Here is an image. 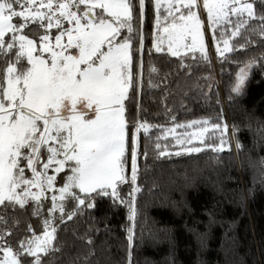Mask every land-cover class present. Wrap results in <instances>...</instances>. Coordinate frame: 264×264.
Instances as JSON below:
<instances>
[{
	"label": "trees",
	"instance_id": "obj_1",
	"mask_svg": "<svg viewBox=\"0 0 264 264\" xmlns=\"http://www.w3.org/2000/svg\"><path fill=\"white\" fill-rule=\"evenodd\" d=\"M252 3L258 16L264 14V0ZM133 4L132 73L140 75L124 102L129 132L125 175L130 179L135 136L136 183L118 186L127 203L97 196L86 200L95 207L80 206L71 220L60 222L56 251L41 253L43 264H264V35L259 20L253 19L234 38L229 26L224 39L236 50L223 56L209 53L210 62H205L198 52L176 57L154 50L161 28L167 26L166 7L159 9L158 31L154 0H145L143 20L138 0ZM41 32L36 25L23 30L31 38ZM249 63L247 79L236 94V75ZM6 67L0 57V74ZM193 121L209 123L177 127ZM141 123L148 131L136 132ZM217 124L220 129L213 128ZM221 139L223 150L214 151ZM193 146L203 150L185 151ZM134 187L139 191L133 193ZM132 208L135 215L129 219ZM21 213L18 206H0L5 221L0 235L13 248L26 229ZM23 259L27 264L35 257Z\"/></svg>",
	"mask_w": 264,
	"mask_h": 264
},
{
	"label": "snow or ice",
	"instance_id": "obj_2",
	"mask_svg": "<svg viewBox=\"0 0 264 264\" xmlns=\"http://www.w3.org/2000/svg\"><path fill=\"white\" fill-rule=\"evenodd\" d=\"M138 3L143 20L145 0H138ZM134 7L133 0H0V57L7 63L0 74V206L23 208L29 203V197L33 202L39 201L45 184L53 188L56 177L45 175L53 164L57 173L66 167L71 172L58 189L59 197L53 195L51 198L49 211L51 214L59 211L61 222L65 216L71 220L80 206L95 207L94 203L86 204V200H94L97 196H109L114 202L127 203L120 197L118 186L134 185L137 180L138 142L135 136L131 139L130 179L125 175L129 132L124 102L129 99V90L136 86L140 75L134 77L132 73ZM161 7V0H155L158 31L162 26ZM201 9L206 10L213 38L223 43V49L219 43L216 48L221 56L236 50L229 39H224L229 35V26L232 28L230 36L234 38L241 34L242 27L258 19L264 35V14L258 16L254 3L249 0H167L163 17L167 22L163 27L166 37L160 40L167 39V50L172 56L179 57L183 48L193 53L199 51V58L210 62L204 22L199 15ZM30 25L42 30L37 39L23 34ZM53 27L57 29L54 36L51 34ZM125 29L127 37L123 34ZM8 33L11 36L6 40ZM65 37L66 43L62 42ZM154 47L157 52L162 51L160 43ZM141 50L142 43L137 51ZM11 57L15 59L8 63ZM251 67L249 63L239 68L232 92L241 93L248 76L246 69ZM208 123L193 121L177 127ZM220 127L213 125L215 129ZM141 128L148 131L147 124L141 123L136 126V132ZM205 131L207 129L200 136ZM223 131H227L226 125ZM200 142L204 143L203 139ZM177 143L184 141L178 139ZM187 143H192L191 138ZM224 143L221 139L220 146L213 150L222 151ZM156 147L160 149L158 143ZM202 150L195 146L185 149L189 154ZM45 151L48 155L41 172L38 166ZM166 154L160 151V155ZM25 168L31 170V179L26 177ZM30 187L40 188L41 193H31ZM73 189H79L83 196ZM138 191V187L133 188V193ZM67 198L77 202L74 212L65 211L63 201ZM58 200L61 203H57ZM40 207L37 203L34 215H39ZM130 211L129 219H133L134 208ZM54 219V215L45 219L43 238L33 233L31 239L19 242L18 250L11 246L0 247L4 253L0 264H26L24 256L35 257L27 264H43L40 254L48 256L56 251L52 244L56 238ZM0 223H5L2 216ZM49 228L51 231H47ZM128 231L131 243L132 229ZM0 240H4L3 235Z\"/></svg>",
	"mask_w": 264,
	"mask_h": 264
},
{
	"label": "rangeland",
	"instance_id": "obj_3",
	"mask_svg": "<svg viewBox=\"0 0 264 264\" xmlns=\"http://www.w3.org/2000/svg\"><path fill=\"white\" fill-rule=\"evenodd\" d=\"M154 2H155V0H154ZM249 2H252V0H249ZM161 4H162V6L167 7V0H161ZM199 15H200V18L204 22L203 31L205 33V41H206V46H207V55L209 53L213 54V52H214L215 55L221 56L217 52L216 48H217V44L219 43V47L221 49H223V43L217 42L215 39H213L212 35H210L211 31H210L209 26H208L206 10L201 9L199 11ZM66 26L71 27L70 25H66ZM125 32H126V29L123 30V34ZM51 34L53 36L55 34H57V29L55 27H53V29H51ZM162 36L166 37V33L163 32V27L161 28L159 38L154 42V45L157 44V43H160L161 47H162V51H166L169 54H171L167 50L168 49L167 39H164L161 42L160 37H162ZM29 38H31V37H29ZM37 38L38 37L31 38V39H37ZM62 42L66 43V37L64 38V40ZM153 48L155 50L154 46H153ZM187 52H190V51H188L186 49H183V48L181 49V54H184V53H187ZM196 52L200 53L199 51H196ZM41 55H47V54L46 53H41ZM25 60H26V57H25ZM47 155H48V153L45 151L43 153L42 158H41V165L38 166V170H40L41 172L44 171L43 168H42V163L46 162ZM22 165H23V162H22ZM55 167H56V165L53 164V166L50 167L45 173V175H51V176H55L56 177L55 181L53 182V188L49 189L47 187V185L45 184L44 188H43V193H42L41 198H40L39 201L33 202V201H31V198L29 197V203H27L25 205V207L21 208V207L18 206L20 208V210L22 211L21 214H22V218H23V221L25 222V227H26L25 232L22 234V238L20 239V241L25 240L26 238L27 239H31L32 236H33V233H35L36 235L41 236L43 238L44 232H45L44 221H45V219L51 218L53 215L55 217V219L53 220V225L55 226V228L61 222V220L59 218L60 217V212L59 211H57L54 214H51L50 211H49L51 209V207H52V199L51 198H52L53 195L59 197L60 193H59L58 189L63 186V184L66 181L67 175H70L71 172L66 167L61 172L57 173L55 171ZM25 175H26V177L31 179L32 178L31 170L28 169V168H25ZM28 190L31 193H41V189L38 188V187H30ZM72 191H75L79 195L83 196L82 193H79V189H73ZM37 203H39L41 205L40 212H39V215H34L33 211L36 208ZM57 203H61V201L58 200ZM63 203L65 205V211L68 212V213L73 212L74 208L77 206V202L75 200L70 199V198H67L65 201H63ZM66 219H67V216H65L64 220H66ZM30 227H31L32 231H29ZM47 231H51V229L49 228V229H47ZM6 241H7L6 238H5V240H0V247L9 246V245L6 244ZM52 244L54 245V240L52 241ZM13 249L18 250L19 249V243H18L17 247L13 248ZM3 256H4V253L2 251H0V259H2Z\"/></svg>",
	"mask_w": 264,
	"mask_h": 264
}]
</instances>
